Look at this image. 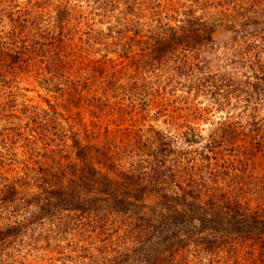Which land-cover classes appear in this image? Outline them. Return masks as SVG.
Instances as JSON below:
<instances>
[{"label": "trees", "instance_id": "obj_1", "mask_svg": "<svg viewBox=\"0 0 264 264\" xmlns=\"http://www.w3.org/2000/svg\"><path fill=\"white\" fill-rule=\"evenodd\" d=\"M237 3H225L234 6V14L221 12L224 18L218 25L219 20L208 22L192 10L182 13L183 20L173 18L174 26L161 19L146 57L153 65L177 57L182 70L202 75L196 88L207 98V106L191 108L192 114L227 109L233 99L254 116L231 112L207 136L189 129L191 134L185 132L177 141L152 127L124 132L122 138L106 144L82 143L73 136L65 155L49 151L45 166L27 168L18 178L30 194L20 195L16 184L5 187L9 193L0 196V209L10 211L8 218L0 214V264H23L24 257L19 260L17 255L22 249H36L45 239V226L61 234L68 225L102 237L124 229L122 245L115 246L114 256L103 264H264V204L253 207L249 194L253 190L258 200H264V167L258 162L264 157V124L262 119L256 121L257 106L264 100V0ZM61 14L67 15L66 9ZM9 21L10 31L0 32V59L13 63L11 71L37 68L49 55L70 64L63 59L69 56L64 49L71 44L61 45L62 39L56 37L41 43L39 38L45 36L38 34L39 26L38 32L33 27L35 34L27 21ZM57 22L61 24L62 17L57 16ZM126 49L122 51L127 59L130 47ZM212 51L217 52L214 57ZM101 66L95 61L93 74L86 77L94 86L92 100L100 101L96 98L100 90L105 101L116 98L117 89L120 99L144 97V91H131L137 87H119L117 73L104 74ZM60 67L61 63L56 65L55 72ZM42 70L36 74L42 75ZM243 70L249 72L242 74ZM104 77L106 89L105 82L98 83ZM108 91L114 94L107 97ZM31 113L47 139L57 136L47 132L59 122L51 117L46 121L45 112ZM228 147L232 154L220 158ZM175 156L184 157L186 166L176 170L168 165V158Z\"/></svg>", "mask_w": 264, "mask_h": 264}, {"label": "rangeland", "instance_id": "obj_2", "mask_svg": "<svg viewBox=\"0 0 264 264\" xmlns=\"http://www.w3.org/2000/svg\"><path fill=\"white\" fill-rule=\"evenodd\" d=\"M2 1L0 32L3 34L12 27L9 20L23 19L32 33L36 34L33 27L38 32L39 26L38 34L45 36L41 39L36 35L42 40L41 43H45L46 38L56 37L62 39L61 45H71L64 49L69 53L63 59L68 63L70 60L67 65L51 60L57 58L49 55L46 62L37 65V68L22 66L24 69L17 67L11 71L13 63L7 58L0 59V196L7 195L9 192L5 187L12 184H16L20 195L30 194L22 189L25 186L23 182H19L27 173V168L45 166L49 151H61L65 155V151H70L73 136L82 143L102 141L106 144L109 140H119L124 132H135L140 128L146 131L152 127L177 141L185 132L191 134L189 129H193L194 134L207 136L215 124L225 120L231 112L238 114L244 111L254 116V112L244 110L233 99L234 103L228 105L227 109L209 114L203 112L201 116L192 114L193 109L207 106V98L198 94L196 88L202 75L193 69L182 70L177 57L155 65L149 63L146 57L149 44L159 33L157 30L161 19V22L169 21L174 26L173 18L183 20L182 13L192 10L196 17L208 22L219 20L216 22L218 25L224 18L221 12L234 14L232 7L238 4L237 0H119V3L110 0ZM106 2L108 4L103 5ZM231 2L235 5L226 6L225 3ZM64 9L67 15L61 14ZM57 16L62 17L61 24L57 22ZM256 40L259 39L256 38L254 42ZM129 47L130 54L126 59L122 49ZM216 53L212 51L210 56L214 57ZM95 61L103 64L104 74L117 73L119 87L125 90L137 87L131 91H144V97L136 94L133 98L120 99L121 90L117 89L116 98L105 101L100 90L96 95V98L101 97L100 101L92 100L94 86L92 82H86V77L93 74L90 69ZM142 61L144 65L140 64ZM59 63L60 70L55 72V66ZM39 68L43 69L42 75L36 74ZM242 72L247 74L249 70ZM45 78L50 81L45 82ZM241 79L245 80L243 77ZM105 80V77L99 79L98 83ZM107 82L103 83L105 89L108 88ZM113 94L108 91L107 97ZM114 104H121L122 109L114 108ZM257 108L256 121L262 119L264 124V100ZM24 110H27L26 114ZM31 111L38 114L45 112L46 121L51 117L59 122L54 130L47 132L57 136L47 139L45 133H41L38 125L33 123L32 117L35 116H31ZM15 129L17 133H14ZM150 135L148 133L146 137ZM227 149L220 158L226 160L232 154L229 147ZM168 160V165L176 170L186 166L184 157H169ZM258 162L263 169L264 157L259 158ZM252 192L249 193L254 199L252 206L264 204V200H258ZM9 211L10 208L7 211L0 209V214L8 218ZM43 229L45 239L36 245V249L29 252L22 249L20 256L17 255L18 258L24 257L23 264H103L104 259L114 256L113 248L121 246L124 241V229L106 233L104 237L89 230H79L77 225H68L67 231L61 234L51 226ZM10 250L13 251L12 248Z\"/></svg>", "mask_w": 264, "mask_h": 264}]
</instances>
